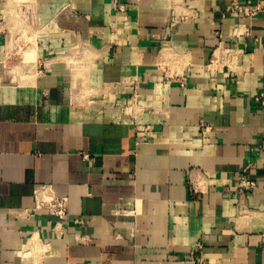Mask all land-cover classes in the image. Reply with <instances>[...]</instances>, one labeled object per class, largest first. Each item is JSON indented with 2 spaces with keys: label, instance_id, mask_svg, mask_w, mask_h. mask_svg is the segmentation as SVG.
Masks as SVG:
<instances>
[{
  "label": "crops",
  "instance_id": "crops-1",
  "mask_svg": "<svg viewBox=\"0 0 264 264\" xmlns=\"http://www.w3.org/2000/svg\"><path fill=\"white\" fill-rule=\"evenodd\" d=\"M230 2L0 0V264H264V17Z\"/></svg>",
  "mask_w": 264,
  "mask_h": 264
},
{
  "label": "built area",
  "instance_id": "built-area-1",
  "mask_svg": "<svg viewBox=\"0 0 264 264\" xmlns=\"http://www.w3.org/2000/svg\"><path fill=\"white\" fill-rule=\"evenodd\" d=\"M229 8L230 12L239 13L245 17L255 15H261L264 17V0H231ZM185 81L186 77H181L179 79V85L183 86ZM254 100L264 107V87H262L261 90L254 96ZM257 149L264 154V137L260 140ZM235 185L242 193L246 189L253 187L254 181L247 177L244 169L237 175ZM35 207L46 209L49 214L57 218L58 224L66 215L67 197L58 196L51 190L47 196L35 198ZM53 230H56L55 226L53 227Z\"/></svg>",
  "mask_w": 264,
  "mask_h": 264
},
{
  "label": "bare ground",
  "instance_id": "bare-ground-1",
  "mask_svg": "<svg viewBox=\"0 0 264 264\" xmlns=\"http://www.w3.org/2000/svg\"><path fill=\"white\" fill-rule=\"evenodd\" d=\"M32 238H34V239H31L30 240V243H29V245H30V247H29V249H32L34 246H36L37 245V242L35 241V238L36 237H32ZM35 255V254H34ZM36 258V257H35ZM37 259V258H36Z\"/></svg>",
  "mask_w": 264,
  "mask_h": 264
}]
</instances>
